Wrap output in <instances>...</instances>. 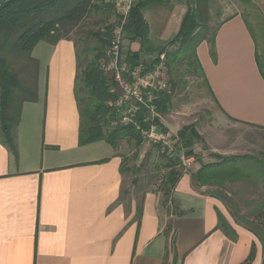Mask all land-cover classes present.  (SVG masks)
Returning <instances> with one entry per match:
<instances>
[{"label":"crops","instance_id":"0c3cea01","mask_svg":"<svg viewBox=\"0 0 264 264\" xmlns=\"http://www.w3.org/2000/svg\"><path fill=\"white\" fill-rule=\"evenodd\" d=\"M188 4H144L147 38L129 46L130 52L141 53L143 65H150L178 34ZM216 21L215 60L207 39L197 48L211 109L244 131L248 143L264 144V78L255 37L237 7L221 12ZM31 59L36 75L33 67L27 83L36 100L21 107L18 159L0 141V264H247L253 247L251 264H262L259 239L232 220L224 199L192 178L203 165L226 157L221 152L229 148L207 142L214 154L191 157L164 205L162 192L150 183L142 186V162L126 166V141L117 148L106 141L80 145L74 41L41 42ZM184 119L174 99L160 116L163 129L176 137L195 124ZM143 142L148 149L151 143ZM220 217L231 236L220 228Z\"/></svg>","mask_w":264,"mask_h":264},{"label":"trees","instance_id":"16d2710c","mask_svg":"<svg viewBox=\"0 0 264 264\" xmlns=\"http://www.w3.org/2000/svg\"><path fill=\"white\" fill-rule=\"evenodd\" d=\"M146 2L148 1L139 2L133 6L125 27V41L142 43L146 40L149 26L142 12ZM209 2L210 0H189L188 10L178 34L161 51L160 55H166L169 75L173 70L172 65L180 66L193 57L203 79L206 80L198 59L197 48L202 41L207 39L210 44L211 56L215 60L217 31L215 29L210 36ZM106 9L115 12L113 5L108 0H13L0 8V141L14 154L16 159H18L16 130L20 122L22 104L26 101L36 100V94L27 83L30 69L36 66V63L31 59L32 51L41 42L56 45L64 39L74 41L76 46L78 71L75 94L80 114V145L106 141L112 147L117 148L121 142L132 139L139 148L143 143L144 138L134 126H119L117 128L111 126L112 120L116 118V113L108 106V102L117 100L118 95L113 92L114 86L101 70V62L106 59V50L117 19L116 13L113 24L99 20L96 25L103 24V28L98 30L90 28L82 33L84 34L82 48H79L77 42L70 38L72 31L80 27L87 18L94 13L102 15ZM243 18L252 32L248 18L246 16ZM173 48H177V50L170 52ZM123 56L131 69L143 65L140 52H130L129 49L126 50L125 46ZM23 59H28L30 66L26 65L18 73L15 71V66ZM257 59L264 78V66L259 53ZM143 66L149 68L151 64ZM172 101L173 91L171 88L170 93L163 95L157 102L160 115L169 111ZM157 123L161 131L167 133L163 129L160 119L157 120ZM143 127L147 129L149 125L144 124ZM177 138L178 145L185 150L186 157H195L196 144L203 142L195 124L182 128L178 132ZM161 157L165 158L164 163L166 162L162 166L166 171H164L166 174L162 193L164 194V205H167L171 201L172 193L179 181L183 163L177 156L172 157L162 153ZM192 178L196 186L207 189H223L227 184L243 181L254 185L264 184V162L247 155L218 156L216 162L203 165L198 172L193 174ZM211 194L224 199L216 192ZM257 210L262 215L261 223L247 229L262 244V264H264V197L257 204ZM219 226L227 235L231 236L230 227L222 217H220ZM254 258L255 247L252 249L247 264H251Z\"/></svg>","mask_w":264,"mask_h":264},{"label":"rangeland","instance_id":"374dc122","mask_svg":"<svg viewBox=\"0 0 264 264\" xmlns=\"http://www.w3.org/2000/svg\"><path fill=\"white\" fill-rule=\"evenodd\" d=\"M235 7H237L242 16L248 18L257 43L259 57L264 66V0H210L209 16H212L214 19V22L209 24L211 27L209 31L210 36L218 25L216 20L219 14L226 10H235ZM99 20H105L106 23L113 24L115 22V12L106 9L102 15L94 13L80 27L72 31L70 38L77 42L79 48L84 46V41L82 42L84 40V34H82L84 31L90 28L95 30L103 28V24L96 25V22ZM129 46L130 42L126 41V50L129 49ZM175 50L177 48L171 49L170 52H174ZM26 65L30 66L28 59L19 61L15 66V71L20 73ZM172 69L170 80L174 104L180 113L185 115V123H195L204 135H202L203 142H199L195 146L197 150L195 159L211 157L214 154L212 148L207 145V142H209L213 147L229 148L227 151H223L222 149L221 153L226 157L247 155L264 162V144L258 140H255L253 144L248 143L242 139V136H246L244 131L240 129L236 130L232 125L224 123L211 109V101H208L210 99L208 87L204 82L195 59L192 57L188 62L185 61L180 66L172 65ZM35 75L36 67L34 79ZM20 79L23 80L22 77ZM172 119L176 120L175 118ZM150 143L151 145L147 149L144 145L141 148H137L136 142L132 139L124 142L123 150L128 155L126 166H130V169H132L136 168L132 167L133 163L142 162L141 168L138 169L142 186L148 188V183H150L154 190L161 193L163 192V182L166 174L162 166L166 162L164 163L165 158L161 157L160 148L153 142ZM152 148H154V151ZM139 156H143V159H139ZM129 177L131 178V176ZM207 191L209 193L216 192L224 198L232 220L238 225L253 228L254 225L261 223L262 215L257 210V204L264 197V184L259 183L258 185H254L243 181L227 184L223 189L208 188Z\"/></svg>","mask_w":264,"mask_h":264},{"label":"built area","instance_id":"2783aa9c","mask_svg":"<svg viewBox=\"0 0 264 264\" xmlns=\"http://www.w3.org/2000/svg\"><path fill=\"white\" fill-rule=\"evenodd\" d=\"M108 1L113 5L117 19L106 50V59L101 62V70L114 86L113 92L118 95L117 100L108 102L116 113L111 126H134L144 139L159 146L162 153L179 157L183 166L187 167L192 158L185 156V150L178 145V138L162 132L157 123L161 116L157 102L171 91L166 55H159L149 68L140 65L134 69L128 66L123 56L125 27L130 12L135 4L151 0ZM144 124L149 127L144 129Z\"/></svg>","mask_w":264,"mask_h":264},{"label":"water","instance_id":"95a60500","mask_svg":"<svg viewBox=\"0 0 264 264\" xmlns=\"http://www.w3.org/2000/svg\"><path fill=\"white\" fill-rule=\"evenodd\" d=\"M13 1V0H0V8L5 5L6 3Z\"/></svg>","mask_w":264,"mask_h":264}]
</instances>
